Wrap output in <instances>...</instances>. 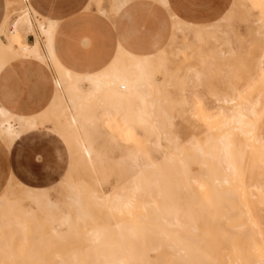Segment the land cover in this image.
I'll list each match as a JSON object with an SVG mask.
<instances>
[{
  "label": "bare ground",
  "instance_id": "6f19581e",
  "mask_svg": "<svg viewBox=\"0 0 264 264\" xmlns=\"http://www.w3.org/2000/svg\"><path fill=\"white\" fill-rule=\"evenodd\" d=\"M26 1H6L0 33L13 21L0 47L33 62L39 77L42 70H50L49 63L58 76L50 78L51 91L33 116L45 119V124L17 113L0 122V141L9 148L26 130L44 126L71 152L58 182L63 189L60 205L48 199L43 187L27 186L11 176L5 180L0 190V257L8 261L11 244L19 246L29 231L27 256L40 260L47 254L44 264H264V86L251 95L256 85L264 84V0H230L218 18L200 24L175 14L169 21L168 0H148L166 16L150 33L133 28V0H113V17L123 21L125 41L107 66L89 75L73 74L59 64L52 47L54 21L36 16ZM244 1L257 10L251 20L249 8L241 16L247 23L246 37H251L245 47L231 28ZM16 7L20 12L10 19ZM41 20L36 33L34 24ZM172 30L181 34V47L194 63L179 77L166 79L170 73L165 70L166 80L159 82L169 87L176 81L180 103L175 106L168 105L173 96L153 90L151 62L155 58L156 67H164L162 37ZM138 31L151 43L146 53L141 45L127 43ZM20 33L24 39L16 44ZM30 34L35 37L32 44L26 42ZM187 36L198 45L194 51L184 43ZM252 46L259 54L245 62ZM121 57L130 62L119 64ZM218 72L226 91L210 93L215 105L211 111L190 92L210 77L213 81ZM240 80L243 86L237 88ZM117 114L125 129L114 118ZM177 116L189 131L186 138L177 135ZM106 124L112 130L143 133L146 144L135 148L150 151H127L116 161L108 158L93 146ZM79 170L88 172V182L80 179ZM110 179L113 184L106 193L103 187Z\"/></svg>",
  "mask_w": 264,
  "mask_h": 264
},
{
  "label": "crops",
  "instance_id": "0c3cea01",
  "mask_svg": "<svg viewBox=\"0 0 264 264\" xmlns=\"http://www.w3.org/2000/svg\"><path fill=\"white\" fill-rule=\"evenodd\" d=\"M229 1L168 0V3L170 11L179 19L200 24L218 18L227 9ZM84 2L85 5L83 1L77 0L26 1L36 16L43 17L45 21H54V55L62 67L78 75L93 74L108 65L124 28L123 21H117L114 17L110 21L107 19L109 4L107 10L95 11L87 0ZM83 7L85 10H82ZM99 11L105 13L100 14ZM5 14L6 0H3L0 6V27ZM131 17L133 28L144 29L148 33L155 30L160 20L166 18L163 10H157L150 1L142 4L133 1ZM34 39L30 34L26 42L32 44ZM145 40L146 35L138 31L128 38L127 43L139 48L145 45ZM14 60L18 59L11 52L0 48V122L14 118L17 113L28 115L39 110L51 91L50 78L53 73L50 70H42V76L39 77L33 62ZM32 131L35 130L23 132L20 139L9 148L0 141V190L10 176L25 182L23 176H27L30 170L37 171L39 164L35 157H44L45 151L40 146L30 145L27 133Z\"/></svg>",
  "mask_w": 264,
  "mask_h": 264
},
{
  "label": "rangeland",
  "instance_id": "374dc122",
  "mask_svg": "<svg viewBox=\"0 0 264 264\" xmlns=\"http://www.w3.org/2000/svg\"><path fill=\"white\" fill-rule=\"evenodd\" d=\"M2 1L3 0H0V6H1ZM77 1H83L82 4L85 3L84 2L85 0H77ZM87 1H88V5L94 7V10L95 11H98L99 9H105V10H107L108 9V4H109L110 5L109 11L106 13L107 19L110 21V19H112L113 16L115 17V13L113 14V11L111 10V5L113 3V0H87ZM133 1H136V2L141 3V4L144 3V2H146V3L148 2V0H133ZM229 3H230V1H229ZM154 5L157 8V10L162 11V9L159 6H157L155 3H154ZM228 6H229V4H228ZM250 7L251 6H250L249 2H245V1L242 2V7L239 8V9H237V11H236V17L231 21V28H232L234 34L237 36V38L239 37V39H240V37H241V45L243 47L246 46V43L245 42L248 41V40H250L251 37L247 36L248 39L246 37V35H247V32H246L247 23L244 22V21H242V19H241L242 17L241 16H243L244 11L246 9H248V8L250 10V12H249V20H251V17H254V16L257 15V10L256 9H253V8H250ZM17 8L18 7L15 8L14 13L11 15L10 19L17 13V11H18ZM251 9H253V10H251ZM82 10H85V8L83 7ZM18 12H20V10ZM172 15H173V13H170V14H167L166 15L167 16V19L169 21H173V18L171 17ZM115 20H117V19H115ZM12 21H13V18H12V20H10L9 23H7V25H9V26H7V25L4 26L3 32L0 33V40L2 42H5L6 41V36L9 35V29L10 28H8V27H11L10 25H11ZM240 22H241V24H240ZM38 23L43 24L44 22L43 21L35 22V24H34L35 27L34 28H35V32L36 33H38V26H39ZM114 28H115V31H116L115 23H114ZM173 32H175V31L172 30V32L170 34H172ZM170 34L169 35L168 34H164L163 37H162V41H163L162 47L164 49H163V54L161 56V58H162L161 64L164 67H162V66H160V67L157 66L156 67L157 60L155 58L152 59L151 62L154 65V78H155L154 82H156V83L153 82V90L155 91L156 88H157V90H161L166 96L167 95L170 96V97H168L169 99H171V96H173L172 97V101L173 102L170 100L168 102L169 104L168 103L167 104L170 105V103L171 104L173 103L172 106L173 105L175 106V105L178 104L177 102H179V101H176V100H178V98L180 96L179 93L177 95V91H176L177 90L176 81L175 82L172 81L171 86H169V87H165L162 84L160 85V83H163V81L166 80V79H169V77H174V74H177V76L179 77L181 75V71H183V68H185L187 66H191L194 63H193L192 60H190L188 57H186V55L188 53L187 52L185 53L184 48L181 47L182 46V44H181L182 43V41H181V38H182L181 37V34H175V33H173V36H171ZM173 38L175 40H176V38H178L179 40L175 41L176 42L175 43ZM23 39L24 38H23L22 33L16 35L15 36L16 44H21V42L23 41ZM52 40H53V38H52ZM188 40H189V43H188ZM124 41H125V38H124L123 34H121L120 35V40L117 41L118 44H117L116 52L113 55V57L116 56L117 49H118L119 45L123 44ZM186 41H184V43H187L188 46L190 45V48H191L192 51H194L195 49H197V46L198 45H196V43L194 44L191 41L190 36H187L186 37ZM242 41H244V42L242 43ZM167 43H168L169 46L167 45ZM233 43L235 44V42H233ZM170 44H172V45H170ZM193 45L195 46V48H194ZM150 46H151V43H150V41L148 39V36H146L145 45H143V44L141 45L143 52L144 53L148 52L149 49H150ZM175 46H176V48H175ZM192 46H193V48H192ZM174 48H175V50L178 48L177 51H175ZM3 49H5V48H3ZM5 50H7L8 52H11L18 59V60H14L15 62L21 60V59H19L20 57L17 55V53L15 54L13 51L8 50V49H5ZM178 50H179V52H178ZM247 51H248L247 57L245 56L246 59L244 58L245 59L244 60L245 62H250L252 59H254L259 54L258 53L259 52L258 47H253V46H252V48L249 47L247 49ZM142 56H143L142 53H139L138 54V57L139 58H142ZM171 56H173V57H171ZM228 59H230V60H228V63L230 65L234 63V60H232L231 58H228ZM128 62H130V60L127 57H121L119 64L126 65V64H128ZM163 63H166L167 66H165V64H163ZM49 67H50L51 72L53 73V77H55V76L57 77L58 76L57 75L58 72L52 66L51 63H49ZM161 67L164 70H162ZM160 70H161V73L159 72ZM165 70L168 71L167 72L168 74L170 73L167 76V78H166V76L164 77V75H163V73L166 72ZM243 71H244V68H242V72ZM217 74H219V75H217ZM219 76H221V78ZM211 78L212 77H210L209 82L206 83V85L207 84L209 85L208 87H206V85L204 83H202V84H200L198 86L199 88L198 87H195V89L197 88L196 90L194 89L196 92L195 91H192L193 93L190 92L191 95L192 94L193 95L196 94V96L198 97L196 99L198 101V103H199V100L201 101L200 104H202V105H205V103H206L207 108L210 109V110L212 108L213 109L215 108L214 100L210 97V93H212V92H219V93L221 92L222 93V92H225L226 91V86L222 82L224 80L222 73L218 72V73H216V76L213 75V81H212ZM217 78H218V80L220 78L221 81H218ZM215 80L217 81L218 85L217 84H214L215 83L214 82ZM241 82H242L241 80L238 81V83L236 82V84H237L236 87L237 88H241L243 86V83H241ZM201 85H203V87H201ZM220 85H221L222 88L220 87ZM261 85L264 86V84H258V85H256L254 87L255 89L251 92V95H255V93H256L257 90H261V89L263 90V87ZM216 87H218V88L216 89ZM224 87H225V89H224ZM188 94L189 93H187V92H186V94L184 93V95H186V96ZM175 96H176V99H175ZM196 96H193V97L196 98ZM173 99H175V100H173ZM206 100H208V101H206ZM35 112L28 114V117H30V118L32 117L33 120H35L37 124L38 123L41 124V125H42V123L45 124V119H42V118L39 119V118H34L33 117V116H35ZM173 114H174V112H173ZM175 114H176V112H175ZM114 118L118 121V123H119V125H120V127L122 129H125L126 128V126L122 124L121 117L118 114L115 115ZM180 120H182V119L180 117H178V119H175L174 120L173 124H174V127L177 128V135L180 138H186L188 136V134H189V131H185L184 122H183V120L182 121H180ZM107 125L108 124L103 125L104 127H101V129L99 131L98 137L94 140L95 143L93 142V144H94L93 146H95V149L97 151H102V152H105L106 154L108 153L109 154V155H107L108 158L116 161L121 155H127V153L129 154V152H127V151H130V153H136L137 151L138 152H140V151H142V152H149L150 151L148 149H143L142 148L140 150L138 148H135L136 146L137 147L138 146L139 147H142V145H145L146 144V139L144 138V134L143 133H136L135 134V133H132V132L119 131V130H116V129L115 130H112L114 128L109 124L108 126H110V128H111L110 129ZM197 125L198 124H196V126ZM197 128H198V130L200 129L199 128V125L197 126ZM34 130L35 131H32L31 133H27L29 135V138H30V145H33L35 147L36 146H40V148L45 151V156L44 157H40V156L39 157L38 156L35 157V161L38 162L39 167H38L37 171H33L32 170L33 171L32 172L30 170V172L27 174V176H23L25 182H21L19 179H15V181L16 182L23 183V184H25L27 186H31V187H43V188H45L46 191H47L46 194L48 196V199L51 200L52 202L56 203L57 205H60L61 202H62V200H63V189L61 188V186L58 185V182L62 179V177L65 175V173L67 171L69 157H70L69 156V152H71V150H69L65 146V144L63 143V141L61 140V138L57 134H55L53 132H50L49 130H46L44 126H38L37 128H34ZM112 132H114V133H112ZM106 134H107L108 138L106 137ZM114 135H116V136H114ZM122 135H124V136H122ZM135 135H136V137H135ZM107 141H108V143H107ZM134 141H135V143H134ZM109 142L111 144H113V145H111ZM103 143L106 144V145H104ZM99 145H100V148H99ZM119 145H121L122 148H120ZM96 146H97L98 149L96 148ZM110 146H112V147H110ZM114 147H115V149L113 150ZM71 157H76V156H71ZM260 169H261L260 171H261V176H262L261 178H263L262 180L264 182V166L263 167L260 166ZM85 173H86V175L84 176ZM79 175H80V179H82L83 181L88 182L89 177L87 176L88 175V172L87 171H85V170H79ZM112 184H113V182L110 179L108 181L107 185L103 187V191L106 192V193H108L110 191V188H111V185ZM22 204L25 207H29V206L31 207V205L27 201L22 202ZM29 238H30V232L29 231H26V239H25L24 242L19 243V246H18V242L14 241L11 244L12 253H11L10 259H8V261H7L6 259H3V258L0 257V264H23V261H24L23 254H25L24 255L25 256L24 257L25 260L27 259L26 260L27 262L24 261L25 264H44V263H46L47 262L46 261L47 254H44V255L42 254L43 257L40 260H36V259L35 260L34 259L32 260L30 257L27 256V251L31 248V245L29 243ZM50 254L48 253V255H50ZM13 262H15V263H13Z\"/></svg>",
  "mask_w": 264,
  "mask_h": 264
}]
</instances>
